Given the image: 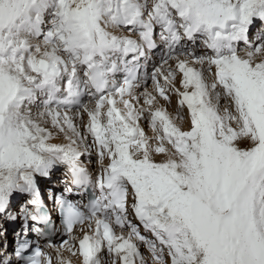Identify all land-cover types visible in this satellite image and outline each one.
Masks as SVG:
<instances>
[{"label": "snow or ice", "instance_id": "snow-or-ice-1", "mask_svg": "<svg viewBox=\"0 0 264 264\" xmlns=\"http://www.w3.org/2000/svg\"><path fill=\"white\" fill-rule=\"evenodd\" d=\"M0 264H264V0H0Z\"/></svg>", "mask_w": 264, "mask_h": 264}]
</instances>
